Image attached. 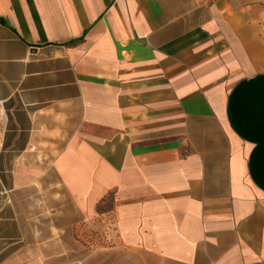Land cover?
<instances>
[{"label":"crops","instance_id":"0c3cea01","mask_svg":"<svg viewBox=\"0 0 264 264\" xmlns=\"http://www.w3.org/2000/svg\"><path fill=\"white\" fill-rule=\"evenodd\" d=\"M261 2L0 0V264H264Z\"/></svg>","mask_w":264,"mask_h":264},{"label":"rangeland","instance_id":"374dc122","mask_svg":"<svg viewBox=\"0 0 264 264\" xmlns=\"http://www.w3.org/2000/svg\"><path fill=\"white\" fill-rule=\"evenodd\" d=\"M260 16L258 15L256 17L257 23L260 24V50L258 51V48H255V51L260 52V59L258 65L261 69V71H264V0H262L260 4ZM55 183H46L42 184L41 186L34 187L35 190H28V191H22L18 193V198L20 195V198L22 199V206L19 208L18 202L13 206L14 201L12 199V194L9 192V194H4V196L0 197V206H5L3 212L0 213V215L6 216V217H15V216H22V229L24 231H37V232H43L45 230V221L47 218H49L51 215L57 214V212H60V208H51V200H59L61 199L60 191L58 190L59 187H55ZM52 185L54 187H52ZM10 195V198L8 197ZM17 198V199H18ZM112 195L108 197V201H111ZM16 202V201H15ZM110 207V203H106L99 207V212L107 211ZM70 212L74 210L67 209ZM75 214V213H74ZM13 230L12 229H6V233L9 234ZM16 231V230H15ZM6 238H9L7 235ZM37 240L36 242H38ZM6 244L11 243V240L7 239Z\"/></svg>","mask_w":264,"mask_h":264}]
</instances>
